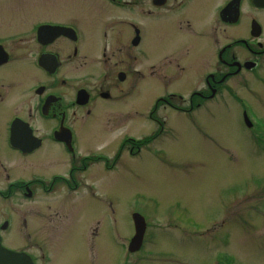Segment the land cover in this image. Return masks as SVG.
I'll return each mask as SVG.
<instances>
[{
	"label": "flooded vegetation",
	"instance_id": "1",
	"mask_svg": "<svg viewBox=\"0 0 264 264\" xmlns=\"http://www.w3.org/2000/svg\"><path fill=\"white\" fill-rule=\"evenodd\" d=\"M230 1L0 0V244L22 254L18 264H57V232L66 223L57 208L72 204L68 197L82 189V199L95 194L91 163L101 161L108 171L125 149L140 152V135L124 132L110 154L82 146L79 133L93 124L100 136L111 112L140 118L141 82L148 75H165L163 96L147 113L160 125L156 133L166 123L159 110L187 114L224 98L240 110L245 97L239 87H248L264 65V0H237L235 20L234 8L222 12ZM149 32L167 44L152 62L140 48ZM184 53L207 56L195 81L178 78ZM150 137L144 144L156 138ZM58 190L62 199L37 198ZM92 225L81 224L78 252L66 264H94L112 253L111 261L116 248L123 264H139L137 256L153 240L145 230L138 248H130L133 223L123 235Z\"/></svg>",
	"mask_w": 264,
	"mask_h": 264
},
{
	"label": "rangeland",
	"instance_id": "2",
	"mask_svg": "<svg viewBox=\"0 0 264 264\" xmlns=\"http://www.w3.org/2000/svg\"><path fill=\"white\" fill-rule=\"evenodd\" d=\"M166 46L157 33L149 32L140 48L144 59L152 62L156 51ZM179 60L185 63L178 77L184 83L195 81L196 73L209 64L207 56L193 58L192 53H184ZM162 76H144L140 118L111 112L104 119L101 135L93 124L88 125L79 133L80 144L112 154L124 132L144 137L158 130L160 125L149 122L147 113L164 91L159 89L165 80ZM170 81L174 88V80ZM238 93L247 99L248 114L264 125L261 84L253 81L239 87ZM241 113L228 98L187 114L159 110L157 115L166 119L163 131L153 142L142 144L139 153L132 156L125 149L108 171L101 161L91 163L87 171L95 194L82 199V189L68 197L74 199L72 204L62 202L57 208L66 216L57 232L61 242L57 264H66L68 255L78 252L74 244L81 224L93 221L91 227L100 225L104 232L121 231L123 235L132 232L131 218L136 212L148 222L146 230L153 238L137 256L139 264H219L224 259L229 262L221 264H264V151L244 125ZM63 194L58 190L37 198L54 201ZM105 200L111 201L110 207ZM114 256L110 261V253L108 260L94 264H123L122 251L116 248Z\"/></svg>",
	"mask_w": 264,
	"mask_h": 264
},
{
	"label": "water",
	"instance_id": "3",
	"mask_svg": "<svg viewBox=\"0 0 264 264\" xmlns=\"http://www.w3.org/2000/svg\"><path fill=\"white\" fill-rule=\"evenodd\" d=\"M237 3H238L237 0H233V4L231 2L225 8L226 11H229V10L234 8L235 14H234V17H232V20H235V18H236ZM133 221H134V225H135V236L132 239V243L130 244V248H136L138 246V243L142 237V232L144 229V221L139 214H137V213L133 214ZM20 255L21 254L5 250L0 246V264H18L19 261H17V260L20 258Z\"/></svg>",
	"mask_w": 264,
	"mask_h": 264
}]
</instances>
